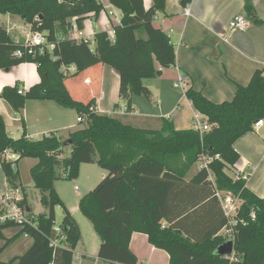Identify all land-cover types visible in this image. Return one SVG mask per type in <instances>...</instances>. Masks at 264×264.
I'll return each mask as SVG.
<instances>
[{"label":"trees","instance_id":"1","mask_svg":"<svg viewBox=\"0 0 264 264\" xmlns=\"http://www.w3.org/2000/svg\"><path fill=\"white\" fill-rule=\"evenodd\" d=\"M191 2L180 0L185 7ZM110 3L122 12L120 23L114 27L115 35L98 31L91 47L72 38L70 32L83 30L87 18L100 15L105 8L101 0H0V15L20 17L54 44L52 51L35 57H16L14 52L23 43L0 24V68L8 71L26 62L36 63L40 75V81L23 94L18 92V83L4 86L0 98L15 112L30 99L54 100L75 109L82 118L79 123L84 124L65 141L53 133L30 139L25 131L21 137L13 138L0 113L1 165L10 189L21 190V205L33 220L32 224L0 223V242L4 241L0 252L21 235L32 238L24 253L9 261L0 260V264H73L81 229L55 182L78 178L86 163H97L107 171L79 201L80 211L101 238L100 260L138 264L130 241L134 232H142L152 245L168 252L169 264H264V197L248 189L246 179L234 180L227 172L240 160L236 141L264 119V72L255 71L249 84L239 86L231 101L215 103L193 87L186 91L195 109L211 124L203 138L194 128L176 129L168 118L162 119L160 129H152L99 114L96 96L74 98L67 79L83 77L88 68L98 64L110 65L119 73L120 97L126 101V110L131 111L133 96L151 97L144 79L160 77L164 69L176 63L169 35L154 24L157 12L165 10L166 0H153L150 8H146L144 0ZM245 6L252 22L264 23L250 1L246 0ZM72 65L76 70L69 72ZM67 148L70 154L63 158ZM8 151L16 155L14 160L5 158ZM202 153L221 156L210 164L214 182L207 169L197 168L189 176ZM27 157L38 159L30 174L47 211L38 215L28 205L18 168L20 160ZM217 190L231 191L242 199L239 217L247 223L236 226L234 241L221 233L228 220ZM59 205L64 210L59 225L65 238L55 231V210ZM253 212L255 220L250 217ZM15 227L20 231L7 237L5 230ZM229 240L239 258L233 262L219 254V247ZM55 241L58 246L52 245Z\"/></svg>","mask_w":264,"mask_h":264},{"label":"crops","instance_id":"2","mask_svg":"<svg viewBox=\"0 0 264 264\" xmlns=\"http://www.w3.org/2000/svg\"><path fill=\"white\" fill-rule=\"evenodd\" d=\"M101 1L104 4V10L96 19L87 18L82 30L86 36L93 40L98 31L105 30L112 33L114 27L121 21L122 12L112 5L110 0ZM248 1L254 5L258 18L264 22V0ZM144 2L146 8H150L153 0H144ZM245 5L246 0H192L185 7L180 3V0H166L165 10L157 12L154 24L169 35L176 50V63L164 69L160 77L144 79V83L151 90V97L150 99L144 98L146 101L142 102L141 96H133L131 111L126 110V101L120 97L119 73L110 65L98 64L90 67L83 77L77 78L79 81L73 83L74 79L71 81L67 79L66 85L72 96L78 100L96 96L95 107L99 114L119 117L131 125L152 128L150 126L143 127V125L144 123L154 124L156 126L152 129H159L158 126L163 123L162 119L168 118L178 130L193 128L194 115L198 111L186 96V91L190 87L201 92L209 100L222 103L231 101L239 86L248 85L255 71L262 70L264 72V23L252 22ZM187 8L190 10L189 14L186 13ZM243 13L252 23L250 28L246 31H231L229 29L230 20L235 15ZM0 16H8L7 24L15 22V19H20L22 22L20 17L11 14H1ZM26 64H30V62L8 71L0 68V93L6 85L18 83L19 87L22 86L27 91L40 81L39 73V79L36 80H31L29 72L22 73V68ZM180 75L186 77L185 91L174 86ZM137 99L141 102L136 101ZM0 113L4 116L7 132L13 138L21 137L24 131L27 137L36 140L51 133L55 135L63 133L69 137L70 133L79 129V116L75 119L77 111L61 106L54 100L30 99L24 108L15 112L5 99L0 98ZM6 115L10 116L9 127L10 125L17 127L18 136L9 131ZM201 115L207 119L205 115ZM66 131L67 133H64ZM234 146L240 154V160L236 166L245 171L246 175L248 174L247 188L256 195L264 197V121L261 126L254 127L253 131L237 140ZM4 156L10 160L15 159V154L11 151H8ZM23 160H27L29 168L38 162L36 158H23L18 164L19 170ZM1 161L0 157V164ZM20 176L23 184V177ZM6 183L10 190L7 180ZM25 189L28 205L31 206L26 186ZM57 192L59 193V191ZM8 231H13L12 236H14L20 231V228L6 229L7 237H9ZM21 237L24 240L26 251L32 244L30 236L21 235L9 246L15 244ZM82 242L83 236L76 247L81 258L74 261L76 264H90L87 259L89 256L87 246ZM99 246L97 245L94 264L101 262L116 264L98 258ZM130 248L137 255L138 264H155L152 260L155 255L162 256L166 260V264H169L168 252L152 245L145 233L134 232ZM143 249H146L149 255L143 256L141 254Z\"/></svg>","mask_w":264,"mask_h":264},{"label":"built area","instance_id":"3","mask_svg":"<svg viewBox=\"0 0 264 264\" xmlns=\"http://www.w3.org/2000/svg\"><path fill=\"white\" fill-rule=\"evenodd\" d=\"M186 13L189 14V8L186 9ZM250 19L246 16L245 13L235 15L229 22V29L231 31H246L251 26ZM7 31L11 34L13 31H20L22 37H16V41L22 42L23 47L17 49L14 52V56L16 57H24V56H32L35 57L38 53L42 54L46 51H52L54 44L50 43L47 39L45 33L41 31H34L30 28V26L25 23L24 21L21 24H17L16 22L8 23L6 26ZM75 32V31H73ZM72 32V33H73ZM112 36L115 35L113 31L110 33ZM12 35V34H11ZM72 38L77 39L79 41H84L88 43L91 47H94L95 41L91 39L89 36H86L82 30H78L75 35H71ZM55 60V56L53 57ZM76 70L75 66H70L69 72H73ZM174 86L180 88L182 90H186L187 81L184 75H180L178 79L175 81ZM18 92L23 94L26 92V89L22 86L18 88ZM79 121L82 120L81 117L78 119ZM263 119L258 120L254 127H259L263 123ZM193 128L197 130L201 138H203V134L208 132L211 129V124L208 123L207 119H204L202 115L198 112L194 115L193 119ZM221 158L220 154L211 155L209 153H202L198 159V168L200 169H207L210 173V179L214 182V177L210 171V164L215 159ZM227 172L229 175L234 179H246L247 175L245 171L241 170L238 167H229L227 168ZM217 195L220 199L222 204L224 213L227 217V224L222 229V234L226 238H231L232 240L235 237V228L237 225H245L247 221L245 218L239 217V211L242 204V199L235 195L231 191H220L217 190ZM23 199V195L20 189H11L8 190L6 193L0 195V223L6 222H16V223H26L32 224L33 220L29 216L28 211L26 210L25 206L21 205V201ZM250 217L252 220H255L256 215L255 213H251ZM55 231L62 235V238H65L63 230L60 225L55 226ZM29 236L28 234H25ZM234 241V240H233ZM52 245L58 246V242H52ZM227 256L231 262L234 260H238L236 258L235 250L231 254L225 255ZM81 255L78 253L74 254V260H79Z\"/></svg>","mask_w":264,"mask_h":264},{"label":"rangeland","instance_id":"4","mask_svg":"<svg viewBox=\"0 0 264 264\" xmlns=\"http://www.w3.org/2000/svg\"><path fill=\"white\" fill-rule=\"evenodd\" d=\"M7 22H8V16H0V24L4 25L6 27ZM15 22L17 24H21L20 19H15ZM77 31L78 30H75V32L71 31L70 36L73 35V33L75 35V33ZM12 36L14 38L22 37L20 31H14V33L12 32ZM22 69H23L22 73H24V71L29 72L31 80H36L37 78L39 79L36 64H32V63L26 64L25 67ZM4 72H6V71H4ZM6 73H8V72H6ZM73 79L69 78L68 80L69 81L73 80V83L79 81V80H77V78H73ZM69 81H68V83H69ZM141 98L142 99H140V100L142 102L146 101L143 96H141ZM140 100L137 99L136 101H140ZM152 106L156 107V105H154V104H152ZM77 117H78V114L76 113L75 119H77ZM6 121L8 124V129H10L9 131L12 134L18 136L19 132H18L17 127L15 125H12V126L10 125V127H9V124L11 123L10 116L6 115ZM145 126H150L153 128L156 125H154V124L148 125V124L144 123L143 127H145ZM82 127H84V124L78 123V128H82ZM158 127L160 129L162 127V124ZM64 133H67V131ZM57 135L60 136L59 138L62 141H65L69 138V137H66L67 135L63 134V133H60V135L57 133ZM69 154H70V149L67 148L65 154L63 155V158L69 156ZM15 158H16V155H15ZM193 167L191 169L192 171L189 172L190 173L189 176L192 175L193 172L196 171V169L198 168V163L196 165H194ZM20 170H19L20 175H22V177H23L22 178L23 184L27 188L28 200H29V203L32 207V212L34 214H37V215L45 212L46 209L41 203V191L39 189H37L32 184V177L30 174V168H29V164H28L27 160H23L20 163ZM106 174H107V171L104 168H102L101 166H99L97 163H86V164L82 165L81 170H80V175L78 178H75V179L60 178L55 183V187H56L57 191H59V194H60L62 200L64 201V203L68 207V209H70L73 216L77 220V222L80 226V229L82 230V233H81L83 236L82 244H85L87 246V249L89 252V256H87V259H88V263H90V264H94V262L96 261L95 253L97 252V245L99 246V244L101 242V238H100L99 234L96 232L92 222L85 215H83V213L80 211L79 201L86 193L93 190ZM8 189L9 188L7 187L4 171H3V168L0 164V195L3 193H6L8 191ZM55 213H56V223L59 225L62 222V218L64 216L63 207L61 205L57 206ZM7 233H8L7 235L10 237V236H12L13 231H8ZM3 243H4V241H1L0 246ZM23 243H24V240L21 237L15 242V244L9 246L3 252H0V260L9 261L13 257L24 253L25 249H24ZM75 253H77V250H75ZM141 254L143 256H146V255H149V252L146 249H143ZM145 258L148 259V257H145ZM152 260L155 262V264H166V260L160 255H155L154 258H152ZM101 263H99V264H101ZM73 264H76V261H74ZM102 264H104V263H102Z\"/></svg>","mask_w":264,"mask_h":264},{"label":"water","instance_id":"5","mask_svg":"<svg viewBox=\"0 0 264 264\" xmlns=\"http://www.w3.org/2000/svg\"><path fill=\"white\" fill-rule=\"evenodd\" d=\"M233 241L229 240L225 243H223L220 247H219V254L220 255H228L231 254L233 251Z\"/></svg>","mask_w":264,"mask_h":264}]
</instances>
